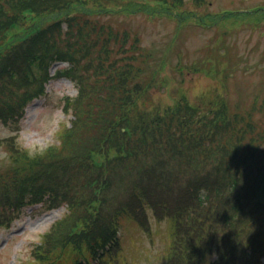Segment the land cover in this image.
<instances>
[{
  "label": "trees",
  "instance_id": "16d2710c",
  "mask_svg": "<svg viewBox=\"0 0 264 264\" xmlns=\"http://www.w3.org/2000/svg\"><path fill=\"white\" fill-rule=\"evenodd\" d=\"M75 1L0 0V120L8 126L21 120L27 102L45 93L49 67L55 61H68L55 76L70 77L78 89L75 97L66 98L65 110L80 108L79 117L73 119L71 128L64 126L59 131L56 144L36 153L23 148L10 152L12 173L7 183L13 189L5 193L0 187V204L12 208L13 214L4 217L3 224L9 225L27 206L36 203L68 209L34 245L28 264H61L69 249L81 256V260L76 256L73 264H87L90 253L109 251L101 261L105 264L120 250L121 217L132 213L147 228L148 209L153 211V220L168 219L175 224L167 256L169 264H204L210 259L214 264H264V147L249 149L250 156L244 161L253 169L250 175L245 174L240 166L232 165L240 157L225 153L228 140L219 139L220 134L232 138L237 135L228 132L231 121L226 123L223 117L209 130L213 122L207 114L202 120L183 115L175 121L176 127H192L185 136L187 142L178 132L181 140L177 146L182 149L190 144L192 156L188 151L171 153L150 164V157L138 154L131 141L136 138L153 146V139L167 127L157 117L153 126L147 127L146 122L127 125L125 112L133 92L148 87L145 83L132 84L135 69H140L130 59L119 63L128 58L105 57L110 65L108 74L100 81L103 84L96 83L91 90L93 85L85 81V68L80 65L84 42L81 40L77 47V56L75 41L68 37L73 31L77 34L76 21L86 27L90 17L86 10L75 8ZM15 23L23 25L24 33L13 48L11 44L16 39L10 40L8 32ZM96 33L93 27L89 35ZM70 45L73 46L69 48ZM8 54L10 59L6 61ZM11 85L13 95L9 93ZM99 88L104 90L101 103L96 102L99 95L93 94ZM198 125L207 130L200 131ZM118 132L129 139L107 155ZM262 133L264 128L260 132L264 140ZM197 155L202 160L198 165L206 166L208 162L212 168L204 172L199 166L192 167ZM125 165L128 166L123 169ZM136 172L144 176L127 184L123 199L116 198L120 207L109 211L106 204L111 195L120 190L128 175ZM245 177L253 187L247 186ZM177 184L176 191L172 187Z\"/></svg>",
  "mask_w": 264,
  "mask_h": 264
},
{
  "label": "rangeland",
  "instance_id": "374dc122",
  "mask_svg": "<svg viewBox=\"0 0 264 264\" xmlns=\"http://www.w3.org/2000/svg\"><path fill=\"white\" fill-rule=\"evenodd\" d=\"M261 1L264 0H206L203 5H196L192 0H186L187 3L173 9L171 15L156 9L158 6L154 2L145 5L144 0L75 1V8L86 10L90 17L86 27L76 21L79 30L77 34L73 31L68 37L75 41L77 56V47L81 40L84 42L83 50L80 51L83 59L80 65L85 68V81L93 85L91 90L108 74L110 65L105 57L128 58L119 63L124 64L130 59L131 64L140 69H135L132 84L145 83V87H148L133 92L125 112L127 125L131 127L146 122L147 127L153 126L157 123V117L158 122L161 121V125L167 127L153 139V146L150 143L143 144L136 138L131 141L138 154L150 157V164H156L161 156L171 153L188 151L192 156L188 150L190 144L186 143L182 149L177 146V141L181 140L178 132L187 142L185 136L192 126L179 129L175 121L183 115H188L191 120H202L207 114L213 122L209 124V130L223 117L226 123L231 121L228 132H235L238 136L232 138L231 135L220 134L219 139L228 140L225 153L229 157H240L241 160L238 163L233 161L232 165L240 166L245 174L252 173L253 168L246 166L249 162L244 161L250 156L249 149L264 147V140L260 136L264 128V11L255 14L245 11ZM237 9L244 12L230 17L222 14L224 10L236 12ZM203 12H209L205 14L206 19L203 18L207 23L198 26L194 22L198 17L194 14ZM188 13L182 26L178 20L182 14L186 16ZM80 20H83L82 16ZM93 27H96L97 33L90 37ZM109 29L112 31L107 32ZM23 30L21 24L15 23L11 27L8 37L10 40L16 39L11 47L14 48L19 42ZM86 36H89L90 42ZM5 59H10L9 54ZM60 65L55 64L51 71ZM12 82L15 86V81ZM9 93L14 94L12 85ZM76 93L77 88L70 77H55L48 83L46 94L27 106L23 120H17L11 126L0 120V187L3 192L13 189L7 183L12 173L10 152L15 153L23 147L43 150L56 141L58 130L64 124L66 128H71L73 119L79 117L80 108L74 107L67 113L63 104L66 95L74 97ZM103 93V88L93 93L99 95L96 102L103 101ZM198 128L200 131L207 130L201 125ZM128 139L118 132L107 149V155ZM171 143L172 147L169 146ZM236 147L241 150L237 151ZM206 157L210 158L208 155ZM197 162L202 163L199 155L193 158L192 167L199 166L204 172L212 168L208 162L206 166L198 165ZM127 166H123V169ZM142 176L139 172L128 175L120 190L111 195V200L106 204L107 209L113 211L119 208L116 198L121 201L126 195V185ZM247 177L244 182L250 187L253 182L248 181ZM178 186L172 188L177 191ZM12 211V208L0 204V264H22V261L29 260L33 242L39 241L41 233L50 231L56 220L66 213L63 207L50 210L35 206L15 216L9 225L3 224V218L11 216ZM152 213L148 209L147 228L132 213L121 217V248L114 252L115 256L106 260L107 264L171 262L170 258L167 262V256L175 224L168 219L153 220ZM149 221L151 228L148 227ZM261 228L264 230V223ZM76 256L78 254L69 249L61 264H73ZM95 258L91 256L92 260ZM214 263L213 259L204 262Z\"/></svg>",
  "mask_w": 264,
  "mask_h": 264
},
{
  "label": "flooded vegetation",
  "instance_id": "af4514ba",
  "mask_svg": "<svg viewBox=\"0 0 264 264\" xmlns=\"http://www.w3.org/2000/svg\"><path fill=\"white\" fill-rule=\"evenodd\" d=\"M258 4H264V1L258 2ZM264 9V8H263ZM264 11V10H263Z\"/></svg>",
  "mask_w": 264,
  "mask_h": 264
}]
</instances>
